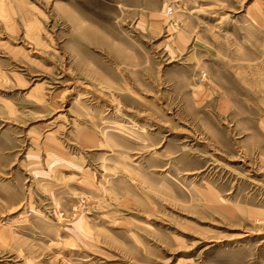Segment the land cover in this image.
<instances>
[{"label":"rangeland","instance_id":"obj_1","mask_svg":"<svg viewBox=\"0 0 264 264\" xmlns=\"http://www.w3.org/2000/svg\"><path fill=\"white\" fill-rule=\"evenodd\" d=\"M0 264H264V0H0Z\"/></svg>","mask_w":264,"mask_h":264}]
</instances>
